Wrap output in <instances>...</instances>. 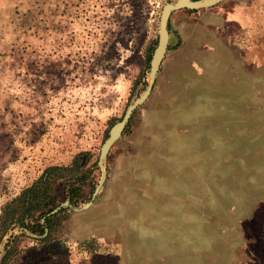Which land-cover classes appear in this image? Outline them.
I'll list each match as a JSON object with an SVG mask.
<instances>
[{"label":"rangeland","instance_id":"obj_1","mask_svg":"<svg viewBox=\"0 0 264 264\" xmlns=\"http://www.w3.org/2000/svg\"><path fill=\"white\" fill-rule=\"evenodd\" d=\"M172 1L0 0V264H264V0L172 11L152 76Z\"/></svg>","mask_w":264,"mask_h":264},{"label":"water","instance_id":"obj_2","mask_svg":"<svg viewBox=\"0 0 264 264\" xmlns=\"http://www.w3.org/2000/svg\"><path fill=\"white\" fill-rule=\"evenodd\" d=\"M221 0H174L168 4L165 5L161 22H160V31L158 35V42L157 46L153 52L152 60H151V75L154 76V74L159 69V66L165 56L167 47H168V30H167V22L168 18L172 11L179 10V9H201L206 7L214 6L215 4L219 3ZM151 89V86H149L143 95L140 98V101L144 100L147 94L149 93ZM134 108V105H131L129 107L127 117L129 113ZM126 117V118H127ZM124 124L123 122L117 123L110 134V137L106 140L102 154H105L108 147L111 145V143L119 136ZM89 205V204H88Z\"/></svg>","mask_w":264,"mask_h":264},{"label":"crops","instance_id":"obj_3","mask_svg":"<svg viewBox=\"0 0 264 264\" xmlns=\"http://www.w3.org/2000/svg\"><path fill=\"white\" fill-rule=\"evenodd\" d=\"M241 7H243V5H241ZM241 7H239L237 9V11H236L238 14H244V10ZM213 15H219V17H221V19L223 20V22L224 21L225 22H228L229 21V15H233V13L229 12L228 15H223V14H217V13H215ZM233 17H234V15H233Z\"/></svg>","mask_w":264,"mask_h":264},{"label":"trees","instance_id":"obj_4","mask_svg":"<svg viewBox=\"0 0 264 264\" xmlns=\"http://www.w3.org/2000/svg\"><path fill=\"white\" fill-rule=\"evenodd\" d=\"M53 201L52 202H50V203H48L47 205H53ZM45 214V213H44ZM43 229V228H42ZM41 228H40V230H39V233H43V230H42Z\"/></svg>","mask_w":264,"mask_h":264}]
</instances>
